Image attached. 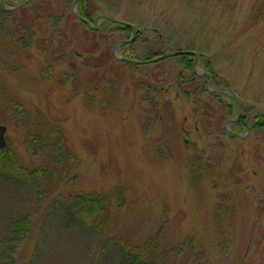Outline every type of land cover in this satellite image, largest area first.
<instances>
[{"label":"rangeland","instance_id":"rangeland-1","mask_svg":"<svg viewBox=\"0 0 264 264\" xmlns=\"http://www.w3.org/2000/svg\"><path fill=\"white\" fill-rule=\"evenodd\" d=\"M74 2L20 8L42 17L25 31L21 3L3 0L14 11L0 15V125L26 175L0 179V264L131 261L118 243L158 264H264V129L223 128L233 95L264 111V0H98L96 31ZM103 17L134 25V38ZM108 44L115 58L97 65ZM178 49L216 74L210 91L232 93L190 85ZM154 55L166 57L117 61ZM79 195L115 200L95 222Z\"/></svg>","mask_w":264,"mask_h":264},{"label":"trees","instance_id":"trees-1","mask_svg":"<svg viewBox=\"0 0 264 264\" xmlns=\"http://www.w3.org/2000/svg\"><path fill=\"white\" fill-rule=\"evenodd\" d=\"M19 3H25L28 0H16ZM34 1V0H33ZM77 6H78V15L80 16V18L82 20L87 21L89 24H91L93 22V18L96 17V14L98 12H101L102 9L98 3V0H78L77 2ZM20 15L22 17V22L21 24L23 26H26L25 31H33L36 30L33 27V22H39L40 20H42V17L31 20V17L28 15V12H26V9H20ZM0 15L1 16H11L12 14H10V12L5 13L4 11L0 10ZM110 22V25H113L115 23ZM83 25H85L83 22H81ZM114 26H117V28L123 32L126 33H131L132 34V30L129 27H124L122 25L116 24ZM101 30V29H100ZM88 33L92 34V35H96V33L88 31ZM136 34V32H135ZM137 35H138V31H137ZM138 38V37H137ZM131 43V42H130ZM130 43H127L126 45H124L125 48L130 47ZM111 44V43H110ZM100 45L97 43H93V45L91 46V48L89 49L88 54L90 56H87L86 59H92L96 54L97 49H99ZM177 51H181L180 49L176 50ZM188 51V50H185ZM76 51H69V55L70 57L74 58L77 56L76 53H73ZM98 57H97V61L95 62L97 65H106L108 64L109 61H113V54L112 51L108 46H106L105 50L97 53ZM198 54V53H197ZM201 55L198 54V60H197V65L198 63H200V57ZM161 56L159 55H154V56H148L146 57V61H144V64H152L155 62H151L157 58H159ZM181 59V65L184 71H192L193 72V63H194V59L193 56L190 55H181L178 56ZM163 60V59H162ZM156 61V62H160ZM88 62V60H87ZM124 66L126 67H130V68H137V65H141V64H132L129 62H124L123 63ZM205 69V73H209L212 76V83L217 84V76L216 74H214V72L210 71L208 66L204 67ZM197 79V77L194 75L192 77V79L189 81L191 82L190 85H195L196 82L195 80ZM229 89V88H227ZM238 109H241L242 113L239 114V119L236 123H234L235 129L239 130L240 134H242L243 132H247L246 129V125H245V121L248 117V115L254 111V107L253 105H245L243 107H239ZM202 110L204 111V107H197L195 109V114H196V120L199 121L204 118V115H202ZM259 111V110H258ZM230 112L235 115L236 110H235V105H234V100L231 102L230 105ZM264 113V111H261ZM249 126L252 130H258V131H262L264 129V118L261 117L260 115H256L254 117V121L249 122ZM185 138L187 139V135L185 134ZM192 146L194 143H191ZM26 175V171L19 165L17 159L15 158L14 154L10 151V149L6 146L3 149H0V179L2 178H10V179H14V180H22ZM88 196V197H86ZM77 198V206L78 208L81 210L80 214H82L83 220L85 219H90L96 222L97 218H99L101 220V218H104L105 213L103 212V208L105 210L106 207H109L111 205V203L115 200V196L112 195H79L76 197ZM88 205V208L86 209V211L83 210V208H85V206ZM105 205V206H104ZM27 226V221L26 220H21L19 221V223L16 225L18 231H23L25 230ZM106 242H112L110 241H106ZM118 243V242H117ZM118 245L121 247L122 252L124 254H128L131 256V261L129 260L127 263L125 264H158L155 260H151V259H147L142 257V255L140 253L137 252H133L131 250L130 247L121 245L120 243H118Z\"/></svg>","mask_w":264,"mask_h":264},{"label":"water","instance_id":"water-1","mask_svg":"<svg viewBox=\"0 0 264 264\" xmlns=\"http://www.w3.org/2000/svg\"><path fill=\"white\" fill-rule=\"evenodd\" d=\"M32 1H33V0H28V1H26L25 3L20 4V6L16 7L14 10H18V9H20V8H23V7L27 6V5H29ZM77 1H78V0H75L74 4L77 3ZM0 6L2 7V9H3L4 11H8V12H9V11H12V10H7V9H5V7H4V5H3V0H0ZM73 15H74L79 21L83 22V23H84L87 27H89L91 30H93V31H96V30H97V27H96L95 25H94V26H91L87 21L82 20V19L80 18V16L77 15V14H75V13H73ZM103 18H105L106 20L111 21V22H113V23H115V24H119V25H122V26H124V27H129V28L132 30L133 36L135 35L136 28H135L134 25H131V24L126 23V22H123V21L115 20V19H112V18H109V17H103ZM99 19H100V17H98V18L96 19V21H98ZM96 21H95V22H96ZM131 41H132V39H131L130 41H122V42H120V44H121V43H129V42H131ZM118 44H119V43H118ZM173 55H174V56H181V55H190V56H193V59H194V63H193V72H194V74H195L197 77H199V78H208L207 85H206V90L208 91V93H209L210 95H214V96H216L219 92H223V91H228V92L232 93L230 89H218V90H213V91H210V90H209V86L211 85V82H212V76H211L209 73H204V74H202V75H198V74H197V72H196V70H195V69H196V65H197V60H198V54H197V53H195V52H189V51H177V52H175ZM113 57H114V54H113ZM165 57H166V56H161V57H159V58H157V59H155V60H153V61H151V62H156V61L162 60V59H164ZM114 58H115V57H114ZM117 61H118V62H129V63H132V64H138V62L133 61V60H130V59H117ZM233 98H234V105H235V110H236V119H235L234 121H228V122H226L225 125H224V130H225V132H226V134H227L228 137H231V138H232V137H237V138H239V139H245V138H247V136H248L249 133L251 132V128L249 127V121H250V119H251L252 117H254V116H252V115H253V114H255V116H256V115H260L261 117L264 118V113L261 112V111H258V110H254V111H252V112L248 115V117H247V119H246V121H245L246 129H247V135L242 136V135H239L238 133H235V132L229 131V130L226 128V126H227L229 123H231V122L236 123V122L238 121V119H239V114H240V113H239V109H238V107H237V99H236L235 95H233ZM5 133H6V127L3 126V125H0V149H3V148L6 147Z\"/></svg>","mask_w":264,"mask_h":264}]
</instances>
